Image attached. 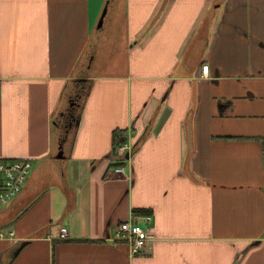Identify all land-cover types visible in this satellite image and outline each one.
Masks as SVG:
<instances>
[{
    "label": "crops",
    "instance_id": "0c3cea01",
    "mask_svg": "<svg viewBox=\"0 0 264 264\" xmlns=\"http://www.w3.org/2000/svg\"><path fill=\"white\" fill-rule=\"evenodd\" d=\"M218 1L0 0V158L33 162L0 264H264V0Z\"/></svg>",
    "mask_w": 264,
    "mask_h": 264
},
{
    "label": "built area",
    "instance_id": "2783aa9c",
    "mask_svg": "<svg viewBox=\"0 0 264 264\" xmlns=\"http://www.w3.org/2000/svg\"><path fill=\"white\" fill-rule=\"evenodd\" d=\"M202 72L204 75L209 73V65H203ZM117 155L121 158H127V154L132 155L133 146L129 144H118ZM33 169V162L29 159H6L0 158V212L5 209L15 197L21 192L29 175ZM123 168L118 167L116 172H122ZM144 224L126 220L119 224L116 232L115 240L128 243L132 247L134 253H138L146 247L148 241V233L151 229L150 225L153 217L150 214L143 215ZM59 239H68V229L61 227L59 231ZM14 233L11 232L10 235ZM6 234L0 231V238Z\"/></svg>",
    "mask_w": 264,
    "mask_h": 264
},
{
    "label": "trees",
    "instance_id": "16d2710c",
    "mask_svg": "<svg viewBox=\"0 0 264 264\" xmlns=\"http://www.w3.org/2000/svg\"><path fill=\"white\" fill-rule=\"evenodd\" d=\"M218 2H221V0H219ZM156 19L154 21H156ZM208 20H209V18L207 19V22H208ZM88 91H89V89H87L86 94L88 93ZM68 96H69V91L66 88L65 91H64V94L62 96V100H61L60 104L58 105V108L56 109V112H55V115H54V132H53V136H54V147H55V149L58 148L60 136H61V133H62L61 126H60L61 125L60 124V121H61V119H60L61 109L63 108L64 103H65V99H67ZM82 103H84V100H83ZM153 122H154V119L148 125V129L146 130V132H145L144 136L142 137V139H144L147 136L148 130L151 129ZM118 134L119 133H116L115 136H117ZM72 137H73V132L70 134V138L68 139L70 141V143L72 142L71 141ZM138 148H139V142L133 145V152H136ZM135 212L145 213V212H147V210L137 209V210H135Z\"/></svg>",
    "mask_w": 264,
    "mask_h": 264
},
{
    "label": "flooded vegetation",
    "instance_id": "af4514ba",
    "mask_svg": "<svg viewBox=\"0 0 264 264\" xmlns=\"http://www.w3.org/2000/svg\"><path fill=\"white\" fill-rule=\"evenodd\" d=\"M83 97V89L76 90L75 95L69 100V105L61 112L60 115L63 117L62 130L68 131L73 127V124L77 119V113L82 106Z\"/></svg>",
    "mask_w": 264,
    "mask_h": 264
},
{
    "label": "water",
    "instance_id": "95a60500",
    "mask_svg": "<svg viewBox=\"0 0 264 264\" xmlns=\"http://www.w3.org/2000/svg\"><path fill=\"white\" fill-rule=\"evenodd\" d=\"M108 3H106L103 11H102V14L99 18V21H98V24H97V28H102L103 25H104V22H105V18H106V15H107V12H108ZM63 153H64V150H63V140L61 141L60 143V150H59V153H58V157H63ZM127 158H130V155L127 154Z\"/></svg>",
    "mask_w": 264,
    "mask_h": 264
},
{
    "label": "rangeland",
    "instance_id": "374dc122",
    "mask_svg": "<svg viewBox=\"0 0 264 264\" xmlns=\"http://www.w3.org/2000/svg\"><path fill=\"white\" fill-rule=\"evenodd\" d=\"M86 89V88H85ZM84 89V91H83V95L85 94V92H86V90Z\"/></svg>",
    "mask_w": 264,
    "mask_h": 264
}]
</instances>
